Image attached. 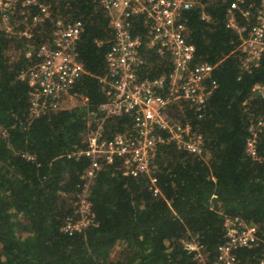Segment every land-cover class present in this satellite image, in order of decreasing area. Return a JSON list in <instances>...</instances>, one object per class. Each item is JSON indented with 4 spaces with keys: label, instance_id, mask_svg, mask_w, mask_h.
<instances>
[{
    "label": "trees",
    "instance_id": "obj_1",
    "mask_svg": "<svg viewBox=\"0 0 264 264\" xmlns=\"http://www.w3.org/2000/svg\"><path fill=\"white\" fill-rule=\"evenodd\" d=\"M43 1V0H42ZM184 13L186 40L195 62L212 65L216 86L198 111L180 110L203 140L202 156L174 143L158 147L150 177L123 175L121 160L102 164L87 188L93 224L72 235L61 228L76 220L91 160L73 152L86 148V137L103 119L100 106L110 96L99 82L106 73L105 54L113 39L106 11L93 0H44L51 20L29 40L0 32V264H213L224 240L226 218H239L256 228V242L233 252L236 264L264 259V127L257 131L255 156L246 152L249 127L264 116V99L251 92L264 85V52L250 71L241 67L239 50L254 10L244 17L232 10L241 34L226 26L234 0H195ZM258 4V0H253ZM209 16L200 19L199 12ZM56 18L80 21L74 49L83 74L70 88L77 104L31 112V88L20 75L38 63L36 47L51 37ZM53 19V20H52ZM131 33L141 36V19H131ZM99 43V44H98ZM139 79L168 74L167 58L141 49ZM132 126L129 115L102 123L110 139ZM154 189L157 193H154ZM194 238L205 262L194 259L183 241ZM120 248L118 257L111 255Z\"/></svg>",
    "mask_w": 264,
    "mask_h": 264
},
{
    "label": "built area",
    "instance_id": "obj_2",
    "mask_svg": "<svg viewBox=\"0 0 264 264\" xmlns=\"http://www.w3.org/2000/svg\"><path fill=\"white\" fill-rule=\"evenodd\" d=\"M106 11L108 26L113 31V39L105 54L106 73L99 82L107 90L110 99L100 106L103 119L86 137V148L73 152L70 157L84 156L91 160L84 179V192L80 196L76 213L77 219H67L61 230L69 235L83 231L93 224L94 216L87 200V188L94 172L102 164H112L121 160L123 175L137 177L145 174L150 183V170L158 147L174 143L188 154L202 156L203 140L193 130L179 110L171 117L173 105H184L198 111L207 100L209 90L216 86L212 79L213 66L205 62H195V49L188 43L184 13L191 10L195 0H93ZM243 5L242 15L249 16L254 10V24L245 29L239 50L243 57L241 67L250 71L257 66V60L264 52V0H234L228 10L226 26L238 34L232 10ZM49 4L44 0H0V32L17 39L29 40L34 31L51 20ZM200 19L208 21L209 16L199 12ZM131 19H141L145 33L141 36L131 33ZM53 20V19H52ZM82 30L80 21L56 18L50 39L36 47L38 63L20 75L32 89L31 112L35 115L47 109H58L76 100L78 95H70L71 86L85 74L83 64L77 59L74 46ZM99 44V43H98ZM152 51L159 57L167 58L172 65L170 73H162L153 79H139L140 67L144 64L141 49ZM254 96L264 99V85L255 84L251 88ZM129 115L132 126L110 139L102 138L104 119ZM264 127V116L249 127L250 138L246 142V152L255 156L257 131ZM154 193L157 190L154 189ZM224 242L217 247L213 264H236L233 252L239 248H249L257 240L256 228L239 218L224 221ZM184 249L193 253L194 259L204 263L203 248L194 239L182 242ZM264 264V259L259 263Z\"/></svg>",
    "mask_w": 264,
    "mask_h": 264
},
{
    "label": "rangeland",
    "instance_id": "obj_3",
    "mask_svg": "<svg viewBox=\"0 0 264 264\" xmlns=\"http://www.w3.org/2000/svg\"><path fill=\"white\" fill-rule=\"evenodd\" d=\"M76 104H77V101H76V100H75V101L72 100L71 102H69V103L66 104V107H72V106H74V105H76ZM119 251H120V248H115V249L113 250L111 257H112L114 260L117 259L118 254H119Z\"/></svg>",
    "mask_w": 264,
    "mask_h": 264
}]
</instances>
